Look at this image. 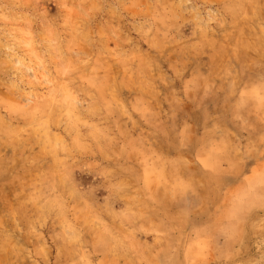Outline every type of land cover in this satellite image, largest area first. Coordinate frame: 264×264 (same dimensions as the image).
I'll use <instances>...</instances> for the list:
<instances>
[{"label":"rangeland","instance_id":"rangeland-1","mask_svg":"<svg viewBox=\"0 0 264 264\" xmlns=\"http://www.w3.org/2000/svg\"><path fill=\"white\" fill-rule=\"evenodd\" d=\"M0 264H264V0H0Z\"/></svg>","mask_w":264,"mask_h":264}]
</instances>
